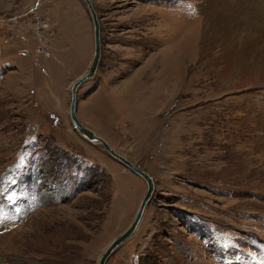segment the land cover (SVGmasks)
<instances>
[{"label":"rangeland","instance_id":"rangeland-1","mask_svg":"<svg viewBox=\"0 0 264 264\" xmlns=\"http://www.w3.org/2000/svg\"><path fill=\"white\" fill-rule=\"evenodd\" d=\"M92 1L102 56L78 117L156 182L106 264H264L263 131L246 115L264 84L230 81L219 44L203 40L204 0ZM187 44L184 83L170 71ZM93 53L84 0H0V264H97L147 191L71 121Z\"/></svg>","mask_w":264,"mask_h":264},{"label":"bare ground","instance_id":"bare-ground-1","mask_svg":"<svg viewBox=\"0 0 264 264\" xmlns=\"http://www.w3.org/2000/svg\"><path fill=\"white\" fill-rule=\"evenodd\" d=\"M202 9L204 15L198 21L202 22L204 19L206 21V24L201 29L204 37L203 40H208L207 43L205 42V44H208L209 40L214 38L219 44H216V47H219L218 49H215L212 44L211 46L213 47V52L216 51L215 53H219L220 57L226 56L229 62L228 72L230 81L232 80L235 85H248L249 87L251 84H264V0H204ZM183 27L185 28L187 25ZM189 28L183 30L185 33L181 38L182 44L185 42L184 38L186 36H195L196 30L193 35L192 30ZM178 29L180 30V28ZM196 42L198 43L197 39ZM188 46L187 44L185 52L177 51L175 53L173 61L174 66H172L170 71L175 79L183 81L184 83L189 74V67L186 66V57H184L190 54ZM196 47L193 46V52H195ZM219 51L222 54H220ZM198 52L200 53V49ZM203 52L206 53V48L204 46ZM180 56L182 57L181 59ZM197 61H193V64H195L194 69H196L197 66L203 68L200 74L201 78L205 75L206 70L205 66L197 63ZM195 76L194 78L197 77ZM252 107H250L249 110L247 109L246 115L250 116L247 120L256 122L257 128L263 131L254 138V141L256 142V146L264 148V103L259 107L255 105ZM244 122L246 121L244 120Z\"/></svg>","mask_w":264,"mask_h":264},{"label":"water","instance_id":"water-1","mask_svg":"<svg viewBox=\"0 0 264 264\" xmlns=\"http://www.w3.org/2000/svg\"><path fill=\"white\" fill-rule=\"evenodd\" d=\"M87 8L91 14L92 22L94 26V53L91 64L88 70L81 74L71 85V102H70V118L73 123V126L80 132L83 137L87 138L91 142H96L102 145V147L114 158L122 162L128 169L138 174L141 178H143L147 183V191L141 201L139 209L129 225V227L118 237L114 238L111 243L105 248L103 253L101 254L97 264H106L109 257L112 253L126 240H128L134 232L137 230L143 216L145 210L150 203L152 196L154 195V191L156 189V182L154 177L145 169L138 166L132 160L118 152L114 149L109 142L104 139L102 136L97 134L92 129L85 126L77 113V96L78 90L81 85L87 80L91 79L97 72L102 56V42H101V23L98 12L95 8L94 2L92 0H84Z\"/></svg>","mask_w":264,"mask_h":264},{"label":"built area","instance_id":"built-area-1","mask_svg":"<svg viewBox=\"0 0 264 264\" xmlns=\"http://www.w3.org/2000/svg\"><path fill=\"white\" fill-rule=\"evenodd\" d=\"M42 50H43V48H42Z\"/></svg>","mask_w":264,"mask_h":264}]
</instances>
